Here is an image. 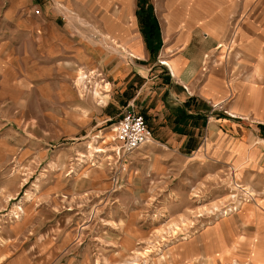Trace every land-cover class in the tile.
Listing matches in <instances>:
<instances>
[{"label": "crops", "instance_id": "1", "mask_svg": "<svg viewBox=\"0 0 264 264\" xmlns=\"http://www.w3.org/2000/svg\"><path fill=\"white\" fill-rule=\"evenodd\" d=\"M113 1L94 12L88 8L89 26L102 30L98 42L78 36V17H86L77 15V0H0V102L10 98L18 106L25 96L42 98L47 112L56 92L58 102L73 98L77 121L88 113L121 116L133 109L152 130L149 141L133 150L139 158L159 152L175 169L202 163L211 173L229 163L252 176L264 174L261 0H164L170 3L156 11L161 43L153 50L134 24L131 0H120L117 9ZM94 70L104 80L92 89L97 100L88 102L83 91ZM247 208L227 244L231 254L210 250L221 240L210 233L203 235L202 251L218 262L234 257L264 264V211L252 203ZM12 251L0 246V264L37 261Z\"/></svg>", "mask_w": 264, "mask_h": 264}, {"label": "rangeland", "instance_id": "2", "mask_svg": "<svg viewBox=\"0 0 264 264\" xmlns=\"http://www.w3.org/2000/svg\"><path fill=\"white\" fill-rule=\"evenodd\" d=\"M105 2L77 0V15L86 17V24L78 17L79 37L103 40L102 30L89 26L88 8L97 11ZM130 3L134 24L157 48L155 14L170 2ZM121 4L114 0L111 8ZM97 73L86 81L88 102L94 84L104 80ZM51 96L47 112L42 98L25 96L18 106L10 98L0 102V246L36 258L34 264L46 256L49 264H250L234 257L215 261L202 251V238L221 235L210 250L232 253L227 244L249 204L264 211V174L229 163L211 173L202 163L175 169L159 152L123 154L112 128L119 113L93 112L77 121L73 98Z\"/></svg>", "mask_w": 264, "mask_h": 264}, {"label": "built area", "instance_id": "3", "mask_svg": "<svg viewBox=\"0 0 264 264\" xmlns=\"http://www.w3.org/2000/svg\"><path fill=\"white\" fill-rule=\"evenodd\" d=\"M112 128L114 137L120 143L119 150L123 154L132 153L133 150L148 142L152 136L144 115L133 109L126 110Z\"/></svg>", "mask_w": 264, "mask_h": 264}, {"label": "bare ground", "instance_id": "4", "mask_svg": "<svg viewBox=\"0 0 264 264\" xmlns=\"http://www.w3.org/2000/svg\"><path fill=\"white\" fill-rule=\"evenodd\" d=\"M80 21H82L84 24H86V22L81 19ZM80 79H85V75H83L82 73L80 74ZM78 83V82H77ZM175 225V224H174ZM140 254V253H139ZM122 264H125V263H122Z\"/></svg>", "mask_w": 264, "mask_h": 264}, {"label": "trees", "instance_id": "5", "mask_svg": "<svg viewBox=\"0 0 264 264\" xmlns=\"http://www.w3.org/2000/svg\"><path fill=\"white\" fill-rule=\"evenodd\" d=\"M155 27H156V28H158L157 24H155ZM158 33H159V29H158V31H156V33H155V34H157V35H158ZM154 36H155V35H154ZM149 47L151 48V50H153V48H154V46H153V45H150Z\"/></svg>", "mask_w": 264, "mask_h": 264}]
</instances>
